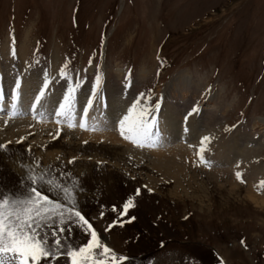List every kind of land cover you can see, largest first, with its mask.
Wrapping results in <instances>:
<instances>
[{"label": "rangeland", "instance_id": "1", "mask_svg": "<svg viewBox=\"0 0 264 264\" xmlns=\"http://www.w3.org/2000/svg\"><path fill=\"white\" fill-rule=\"evenodd\" d=\"M0 64L11 80L19 77L22 87L33 76L40 77L42 87L47 74L45 89L53 101L71 84L74 105L86 101L85 88L96 83L99 67V99L94 97L93 105L106 109V91H111L119 115L134 105L135 118L144 108L157 115L153 110L159 103L156 126L168 112L161 96L179 74L187 72L207 85L198 108L221 91L223 106L231 107L220 124L199 136L210 141L193 151L192 164L177 182L158 171L159 151L140 146L136 138L110 142L71 134L62 125L49 134L27 127L18 139H0L7 144L0 149V199H23L34 176L67 212L62 189L69 188L72 203L100 242L126 258L117 264H264V210L244 198L250 191L264 199V170H255L264 167V0H0ZM3 70L0 83H6ZM117 70L123 71L121 77ZM142 70L149 72L144 79L138 77ZM132 89L136 98L130 100ZM2 115L7 130L14 121H38L32 113ZM183 118L182 134H188L191 128ZM257 119L263 120L261 126H254ZM243 136L258 143L246 152L251 164L243 160L233 173L203 163L201 157L210 161ZM254 171L257 177H249ZM129 195L133 206L119 217L122 226L108 228ZM72 229L62 237V250L86 239L82 229ZM104 258L110 260V254ZM58 259L65 264V257Z\"/></svg>", "mask_w": 264, "mask_h": 264}, {"label": "bare ground", "instance_id": "2", "mask_svg": "<svg viewBox=\"0 0 264 264\" xmlns=\"http://www.w3.org/2000/svg\"><path fill=\"white\" fill-rule=\"evenodd\" d=\"M2 70L3 66L0 64V74L2 73ZM3 72L6 75V83H0V139H4L3 141H8V138L5 139L7 135H23L26 133L27 127L34 129L36 132L38 131V134H49L51 131L54 132V130L60 125L65 126L71 134L82 133L84 134V138L94 140L104 138L106 141L118 142L119 139L132 140L136 138L130 136L129 139H125L121 135L120 128L116 123V118L120 114L118 112L119 107L117 108L118 100L112 98L111 91H106L108 92V95H105V97L109 98V100H107L108 106L106 109H100L97 105L94 106L92 104L89 107V111L84 113L83 107L86 104V101H82L83 103L79 102L76 105L72 104L71 107L66 103L61 116L57 117L55 115V110L58 109L61 101V92H59L61 96H59L58 100L53 101L51 95H48V91L49 93L51 91L49 89H45L44 97L41 96L40 100L37 101L36 96L38 95L40 91L39 88L41 87L40 83L37 84L38 80L41 81L40 77H31V80L29 79V81L24 82L23 87L20 82L19 86L13 90L12 83L14 82V79L11 80L10 78L12 77L9 76L6 71L3 70ZM148 73V71L142 70L139 72L138 77L144 79L149 75ZM116 74L118 77H121L123 75V71L117 70ZM34 78L37 79L34 80ZM201 82L202 81L194 79L187 72L179 74L176 79L170 83V87H168L166 93H163L161 96L162 102L165 104L164 110H168V112L165 113L166 120H164V122L162 121V123H167V126H163V124L156 126V123H150L152 131L149 137L147 139L136 138L134 141L140 146L154 149V153L155 150L159 151V153L157 152L159 155L157 157L155 156L159 162L156 166L158 171L161 170L163 174L175 180V182L179 181L183 171L186 170V168H189L192 164L193 159L195 158L193 151H197L198 145L201 144L199 143L201 137L200 135L210 133V129H212L211 127L215 128L218 123L220 124L222 118L231 107V104L223 106L220 96L221 91L216 93L208 99L207 106L205 108H198L196 113L189 116L190 118H188V122L186 124L189 123L191 132L188 134H182V117H184L185 114L195 105L198 98L204 95L205 90L207 89V85H202L203 82ZM14 84L16 85V82H14ZM60 86L61 89L64 88V85ZM89 91L90 88L86 87V95H89ZM129 95L130 100L136 98V93L133 89L129 91ZM45 101L49 102L46 106L44 105L46 103ZM34 102L35 107H33ZM30 113L35 114L38 121L34 123L27 120H18L14 121L12 128L9 127V131L6 129L8 120L2 114H7L9 117H13L19 115L23 116ZM81 122L84 124L83 128L80 126ZM262 123L263 120L257 119L254 122V126H261ZM155 129L157 131H154ZM160 129H162L161 132ZM27 135L28 134L25 136ZM16 138L18 139V136ZM257 145V141H254L248 136L239 137L233 141L231 140L224 146L225 153L223 151L222 154L219 153L214 155L210 158V161L203 160V163L205 162L208 164L210 162L209 164L214 165V167H222V171L224 172H227V170L230 169V171H234L233 173H235L234 166L237 163L242 164V161L244 160L248 164H251L249 155L246 154V152L252 151L257 147ZM167 147H171V149H168ZM50 155L52 154L47 155V157ZM185 160H188V162H185ZM228 163L232 164V166ZM238 165L239 164H237V166ZM255 170L262 171L264 170V167L259 166L256 167ZM250 174L252 175H249V177H257L255 171ZM198 198H200V196ZM244 198L251 200L260 210H264V199L256 197L254 193H251L250 191H246ZM4 260L7 264V257H4Z\"/></svg>", "mask_w": 264, "mask_h": 264}, {"label": "snow or ice", "instance_id": "3", "mask_svg": "<svg viewBox=\"0 0 264 264\" xmlns=\"http://www.w3.org/2000/svg\"><path fill=\"white\" fill-rule=\"evenodd\" d=\"M100 79V70L97 67L94 80L98 83ZM19 83L20 80L17 77V87ZM48 83L47 74H45L40 94L36 96L37 101L44 94V89L48 86ZM80 83V80L76 81L78 86ZM96 83H93L90 88L91 95L87 96L86 104L83 107L84 113L89 111L94 97L97 100L99 99ZM75 91L76 89L69 84L67 91L62 96V102L59 103L58 109L55 111L57 117L61 116L66 103L70 107L72 106L74 100L73 93ZM33 107H35V104H33ZM104 107H107L106 103ZM159 107L160 105L157 103L153 110L157 115ZM133 108L134 105L130 106L126 112L116 118L121 135L125 139H129L130 136L137 139H147L151 133L149 124L150 122L156 123L157 115H153L147 108H144L134 118ZM197 111L198 107L194 105L185 114V124L188 116ZM80 126L81 128L84 127L83 122H81ZM185 130L187 129L185 128ZM58 135L59 130H57ZM20 140L22 141L23 137ZM207 141H210L209 136H203L200 141L201 146ZM6 147L7 144H0V149H5ZM72 159L68 161L69 164L72 163ZM201 159L203 161L202 157ZM236 175L239 178L240 174L238 172ZM17 183L19 184L20 180ZM26 183L27 194L23 199H10L9 197L0 199V264H6L4 260L5 256H7V264H38V262L46 264V261H42L41 258H49L54 260L56 264H59L58 258L62 256L65 257V264H117V261H124L126 259L122 255L116 257V254L111 249L100 242L92 224L80 210H77L76 204L72 203V193L69 188L64 187L62 189L65 198L68 200L67 212H65V203L54 200L45 194V191L37 186L34 176ZM49 184H53V182L49 181ZM54 187H59V185H54ZM16 190L14 187L9 191L14 192ZM148 191H151V189H148ZM139 192L140 190L136 189L134 195L138 196ZM0 195H3V193H0ZM6 205H8L7 208L5 207ZM132 206L133 196L129 195L119 206L122 210L119 211L117 219H113L108 228L117 223H120L122 226L123 221L119 220V217L126 216L128 209ZM112 207L113 211H116L117 206L113 205ZM130 219H134V217ZM57 220H59V223H57ZM65 221H67V224H65ZM72 225L82 229L86 239L79 245H66L62 250V245L64 244L62 237L65 232L69 236L71 235L73 230ZM105 254H110V260L104 258Z\"/></svg>", "mask_w": 264, "mask_h": 264}]
</instances>
